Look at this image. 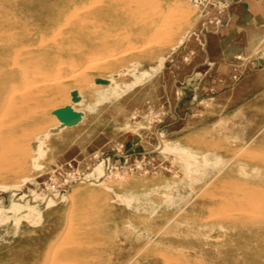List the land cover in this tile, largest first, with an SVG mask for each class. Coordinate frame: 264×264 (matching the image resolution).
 Instances as JSON below:
<instances>
[{
  "label": "rangeland",
  "instance_id": "obj_1",
  "mask_svg": "<svg viewBox=\"0 0 264 264\" xmlns=\"http://www.w3.org/2000/svg\"><path fill=\"white\" fill-rule=\"evenodd\" d=\"M97 1L70 17L66 0H0V264H264V91L236 99L253 83L231 79L195 128L175 88L193 33L216 27L188 0L83 26Z\"/></svg>",
  "mask_w": 264,
  "mask_h": 264
},
{
  "label": "crops",
  "instance_id": "obj_2",
  "mask_svg": "<svg viewBox=\"0 0 264 264\" xmlns=\"http://www.w3.org/2000/svg\"><path fill=\"white\" fill-rule=\"evenodd\" d=\"M225 2L228 8L222 26L211 30L200 27L193 33L195 44L189 48L191 56L188 59L192 69L187 76L179 78L180 80L177 81L179 85L175 88V94L179 97L177 104L182 106L186 102L184 110L189 108L191 111H196L187 116L186 114L180 116V119L187 118L189 121H194L197 129L206 124L203 123L206 120L204 118L206 111L196 109L197 106L202 103L206 105L207 101L214 97L222 98L230 92L234 93L226 89L231 79L240 78L239 82L243 84L253 83L252 92L238 90V94H234L236 99L253 98L264 91V54H262L264 48L253 50L264 33V0H225ZM214 67L218 70L212 73ZM228 68H234L235 73L229 75L219 71V69L227 71ZM214 89H220L215 96H213ZM222 111L218 113L222 114ZM180 130L182 128L174 132ZM80 181L88 182V175L84 174Z\"/></svg>",
  "mask_w": 264,
  "mask_h": 264
},
{
  "label": "bare ground",
  "instance_id": "obj_3",
  "mask_svg": "<svg viewBox=\"0 0 264 264\" xmlns=\"http://www.w3.org/2000/svg\"><path fill=\"white\" fill-rule=\"evenodd\" d=\"M95 1L96 0H66V2H65L66 4L64 3V5L66 6V11H65V13L63 12V14H65V16H70L71 17V16H73L75 14V12L77 10H80V9L87 10L88 8H86V7L88 5H90L91 3H93V5H94V2ZM98 1H101V0H98ZM126 1H130V0H104L105 6L103 5L102 8L99 9L98 7H96L94 9H92V10H88L85 13H83L84 16H85L84 17L85 20H84V24H82V25L83 26H86L87 23H88V21L89 22L92 21V20L95 21V19H97L98 16L101 15V13H100L101 12V9L104 10V11H106L108 13V19H109V22L112 25H118L121 22L124 23L123 17L122 16H118L117 11H118V8H119L118 7L119 4H121L122 2H126ZM98 3H100V2H98ZM98 3H96V4H98ZM84 8H86V9H84ZM55 17H57V18L54 19V20H52V22L50 23V24H52L51 25L52 30L53 29L54 30L57 29V26L59 24L58 21L62 18V17L59 18V15L58 14H56ZM105 18H107V16ZM43 27L46 28L47 27V23L43 22ZM81 42L83 43L84 46L94 45L95 44V40L93 38L88 37V36H84V38H82ZM71 74H72V72H71ZM96 78L94 77V79H96ZM128 261H129V259H127L125 261V263H123V264H127Z\"/></svg>",
  "mask_w": 264,
  "mask_h": 264
},
{
  "label": "built area",
  "instance_id": "obj_4",
  "mask_svg": "<svg viewBox=\"0 0 264 264\" xmlns=\"http://www.w3.org/2000/svg\"><path fill=\"white\" fill-rule=\"evenodd\" d=\"M193 6L199 7L202 9V16L205 19L203 22L204 26L219 27L224 22V15L226 13L228 4L224 0H188ZM264 54V50L263 53ZM68 168L71 169V165L66 164ZM74 171L67 173V176H73L72 178L63 177L61 180H56V178H48L44 181L37 183V186H41L45 190H48V193H54L60 190L65 185L70 184L73 179H75Z\"/></svg>",
  "mask_w": 264,
  "mask_h": 264
},
{
  "label": "water",
  "instance_id": "obj_5",
  "mask_svg": "<svg viewBox=\"0 0 264 264\" xmlns=\"http://www.w3.org/2000/svg\"><path fill=\"white\" fill-rule=\"evenodd\" d=\"M67 111H65V113H66ZM58 113V115H60V116H62V114H63V112L62 113H59V112H57ZM64 115V114H63Z\"/></svg>",
  "mask_w": 264,
  "mask_h": 264
}]
</instances>
